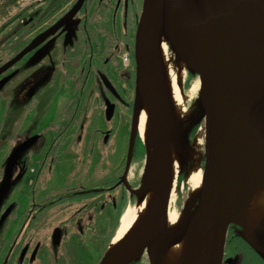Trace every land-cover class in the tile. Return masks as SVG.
Listing matches in <instances>:
<instances>
[{
	"label": "water",
	"instance_id": "95a60500",
	"mask_svg": "<svg viewBox=\"0 0 264 264\" xmlns=\"http://www.w3.org/2000/svg\"><path fill=\"white\" fill-rule=\"evenodd\" d=\"M226 1L228 0H142L133 47L135 79L131 135L126 165L118 185L123 183L129 189L125 178L131 164L137 136L136 126L141 112L138 100L140 82L143 74H147L153 86V99L148 108L150 146L147 147L139 136L145 150V179L140 189L129 191L136 196L137 203V197L152 188L156 204L151 227L142 245L131 253H119L105 260L110 241L98 264H132L145 251L149 252L153 245L155 250L150 263L162 264L167 248L184 237L181 231L175 236L168 235L167 211L171 179L165 167L168 162L159 161L165 139L168 108L159 70L152 62L142 59L143 38L151 26L153 29L150 39L158 32L172 51L173 47H177L188 58L193 67L187 68L188 72L197 75L203 101L198 116L202 118L199 124L203 128L204 161L199 195L186 222V226L191 229L188 264H222L227 232L240 207L245 186L242 116L254 123L264 143V10L257 27L224 52L215 50L210 44H192L181 34L180 25L189 15L200 10H209L213 5ZM259 1L264 5V0ZM84 2L85 0H77L60 21L34 38L10 63L2 65L0 76L8 66L34 50L42 35L55 32L65 22H70ZM9 78L10 76L0 79V90ZM113 113L114 105L107 102L104 111L106 121L112 119ZM193 127L191 123L186 129V139H189ZM36 138L26 140L12 150L4 167L5 179L10 177L13 165ZM1 196L0 194V198ZM263 226L264 221L252 232L249 240L243 237L241 230L237 234L264 261ZM184 229L185 227L183 231ZM51 241L54 246L60 244L58 229L53 232Z\"/></svg>",
	"mask_w": 264,
	"mask_h": 264
},
{
	"label": "rangeland",
	"instance_id": "374dc122",
	"mask_svg": "<svg viewBox=\"0 0 264 264\" xmlns=\"http://www.w3.org/2000/svg\"><path fill=\"white\" fill-rule=\"evenodd\" d=\"M72 2L73 0H19L16 7L12 8L7 16L0 17V28L11 23L10 27L8 26L5 29V34L9 33L10 28L12 29L15 23L20 24L21 20V18L16 21H12V19L21 14H23L22 17H40L41 15L43 17H59L67 11ZM110 11L109 9L106 17L111 16ZM39 29L37 24H33L29 27L28 32L23 33L22 39L30 37ZM2 38L3 36H0V64H3L8 54H10V46L5 45ZM15 38L17 37H13L12 41ZM119 42V49H122L121 39ZM13 44L16 43L13 42ZM124 53L126 52L120 53V57ZM166 58L168 62L167 72L172 74L179 71L180 60L168 45ZM120 62L122 63V57ZM122 68L115 71L113 69L112 76L125 77L129 81L134 78L132 66L130 67L131 70H128L129 66L125 65ZM182 69L183 76L180 83L184 98V112L181 115L180 122L183 134L178 139V145L181 162L180 171H183V174L181 173L182 179L177 182V195H173L170 207V213L174 212L175 207L181 214L190 213L196 205L195 200L186 207L185 199L189 195L192 186L189 180L190 176L195 175L201 181L204 159V140L201 124L192 139L189 136V139L185 138V131L189 125L193 123L195 126L202 121V118L198 116L199 108L197 104L200 84L197 75L189 73L183 65ZM92 87L93 84L90 87L85 86L83 96L79 101L78 112L74 113L75 110L77 111L74 102L79 97L80 87L78 85L74 86L68 81L65 83L60 82L59 78H54L50 83L44 84L41 86L40 94L30 106L28 113L23 115L22 119L17 122V126L12 130L13 139L9 136L4 138L9 131H6L4 127L6 105L4 101H0L1 181L4 161L11 147L36 130H39L43 137V148L37 149V147H34L35 149L27 154L28 161H26V157H23L25 155L23 153V158L21 157L22 159H19V161L23 166L27 162L26 173L23 179H13L12 182L8 183L6 189H10V191L8 190L7 197L6 194L3 195V201L5 199V204L9 205L13 211L11 229L26 211L31 202L30 197L32 194L37 202L47 198L50 194H61L65 190L87 189L92 190L94 193L100 187H104L106 180L112 182V185L117 177L122 174L129 149L130 119L124 116L120 120H113L108 123L104 117V106L99 102L97 96L91 93ZM1 94L2 92H0V96ZM131 99L133 100V98ZM106 131H111L110 139L103 141L104 132L106 133ZM56 137L58 147L54 154L52 169L49 172L47 168L50 167V164H46L40 172V170L38 171L37 159L46 151L45 144L47 141L50 142V146ZM138 149L137 147L131 158L133 164L129 167L126 178L127 183L132 188L134 187V190L140 189L142 181L145 179L144 155L141 156L142 151ZM31 170H35L36 173H32ZM29 181L33 183L30 184ZM119 191L120 189H117L111 195L108 193L92 194L91 198L86 200L88 206L83 213L82 223H87L86 225L89 226H83L82 235H79L74 228H69L71 230L70 234L61 242L59 247L60 256L67 264H98L104 247L110 243L119 228V220H121L122 215L128 207H133L136 203L135 195L130 198L127 195L124 203L119 205ZM77 203L67 204L71 206V209L67 211L60 210L62 206H58L59 208L52 210L55 216L44 223L45 227H41L39 230L33 228L31 235L29 234L30 239L33 240V244H36V242L40 244L36 264H57L50 249L52 228L68 223V221L73 223V220H77L79 218L77 215L73 217L74 211L79 207ZM137 261L138 264H151L149 252L145 251Z\"/></svg>",
	"mask_w": 264,
	"mask_h": 264
},
{
	"label": "flooded vegetation",
	"instance_id": "af4514ba",
	"mask_svg": "<svg viewBox=\"0 0 264 264\" xmlns=\"http://www.w3.org/2000/svg\"><path fill=\"white\" fill-rule=\"evenodd\" d=\"M76 1L73 0L67 11L59 17H43V15L40 17H21L20 24L23 25V32H28L29 27L33 24H37L38 29H40L30 37L18 40L16 44L12 43V37L8 38L7 46H10V54H8L4 63L0 64V67L10 63L34 38L60 21ZM141 8L142 0H85L79 12L70 22H65L55 32L42 35L38 40V46L34 50L26 54L18 62L8 66L0 76V79L10 76L0 90L2 92L0 101H4L6 105L4 127L6 131H9L4 138L8 136L12 137V139L14 138V134L11 133L12 130L17 126V122L22 119L23 115L28 113L33 102L37 100L41 86L50 83L54 78H59L60 82L63 81L65 83L68 81V83L80 87L78 100L74 102V107H77V111L75 110L74 113L78 112L79 101L83 96L85 86L88 85L90 87L93 84L91 93L97 96L99 102L104 106V111L107 102L114 105L113 117L108 123L113 120H120L124 116L129 117L131 123L135 72H133V81L132 79L129 81L125 77H113L112 73L113 69L115 71L125 65L120 62V53H123V51L128 54V62L125 66H129L128 70H131V66L133 70L135 68L133 60L134 35ZM109 9L111 10V16L106 17ZM69 23H72V25L69 26ZM117 39L118 42L121 39L122 49H119ZM35 54L36 56L34 57ZM56 73L58 74L55 76ZM132 83L133 85H131ZM92 95L89 96L91 97ZM110 133L111 131L104 132L103 141L110 139ZM33 137H37L36 141L30 145L23 156L28 161V153L30 154L36 147L37 149L43 148V137L39 130L25 136L19 143L14 144L8 156L16 146ZM57 141L56 137L50 146L48 141L45 144L46 151L37 159L39 163H37L39 165L38 171L40 170L41 172L46 164H50L47 170L51 171L54 154L58 147ZM134 149L132 156L136 150ZM22 155L13 165L8 179H5L3 168L2 181L0 180V194L2 195L0 198V264H36L40 244L37 242L33 244L29 234L31 235L33 228L39 230L41 227H45L44 223L53 219L55 216L53 209L56 210L59 208L58 206H62L60 210L67 211L71 209L70 204L78 202L77 204L79 205L73 215V217H76V215L79 217L77 220H73V223L68 221V223H62L63 225L52 228V234L56 229L59 230L61 244L70 234L71 228H74L79 235H82L83 226H89L86 225L87 223L83 224L82 219L83 213L88 206L86 200L90 199L92 194L98 193L101 195L108 193L111 195L115 190L120 189L119 205L124 203L127 195H129V198L133 196L129 189L134 190V187L132 188L127 183V175L125 181L129 189L123 183L118 185L123 176L124 167L122 174L115 181L113 180L112 185V182L106 180L104 187H100L94 193L92 190L87 189L65 190L61 194H50L48 197L51 198L45 195L47 198L37 202L32 194L29 206L13 229H11L13 211L9 205L5 204V199L3 201V195L5 196L6 194L7 197L8 190L10 191V189H6L8 183L12 182L13 179H23L26 173L27 162L23 166L19 161V159L23 158ZM8 156L4 161L5 164ZM5 164L3 165L4 167ZM31 172L36 173L35 170H31ZM29 183L32 184L33 182L29 181ZM240 230V227L234 224L229 226L222 264H264V261L246 243H241L243 241L236 237L237 232ZM60 244L54 246L51 241L50 249L55 256L57 264H67L60 256ZM132 264H138V261Z\"/></svg>",
	"mask_w": 264,
	"mask_h": 264
},
{
	"label": "bare ground",
	"instance_id": "6f19581e",
	"mask_svg": "<svg viewBox=\"0 0 264 264\" xmlns=\"http://www.w3.org/2000/svg\"><path fill=\"white\" fill-rule=\"evenodd\" d=\"M264 5L259 0H228L217 3L209 10L197 11L180 25V32L194 45L210 44L219 52L226 51L235 41L250 34L258 25ZM153 27H149L142 42V59L152 62L161 76L166 102L165 139L159 153V161L168 162L166 169L171 179V190L167 211L168 235L175 236L180 231L184 237L170 245L163 257L162 264H188L191 229L186 226L189 213H179L178 209L170 213L171 200L177 192V182L181 175L178 139L182 137L181 115L184 112V98L181 90L183 76L182 65L193 69L188 58L177 48L174 54L180 60L179 71L167 72V44L165 38L157 32L149 37ZM158 42V43H157ZM153 99V86L147 74L140 82L138 100L141 112L136 131L142 142L150 146V121L148 108ZM199 114L203 105L202 96L198 98ZM242 141L244 147L245 186L242 201L233 224L240 227L243 237L251 238L252 232L264 221V143L254 123L242 116ZM203 131V128H202ZM169 167V168H168ZM192 186L186 196V207L198 197L201 181L195 175L189 178ZM177 195V194H176ZM176 197V196H175ZM156 204L155 192L150 188L137 197V203L128 207L121 217L120 225L108 247L105 260L112 256L131 253L142 245L152 221ZM183 227H185L183 231ZM155 246L149 248L150 259Z\"/></svg>",
	"mask_w": 264,
	"mask_h": 264
},
{
	"label": "trees",
	"instance_id": "16d2710c",
	"mask_svg": "<svg viewBox=\"0 0 264 264\" xmlns=\"http://www.w3.org/2000/svg\"><path fill=\"white\" fill-rule=\"evenodd\" d=\"M18 1H19V0H0V17H5V16H7L8 13L10 12V10H11L12 8L16 7V4H17ZM22 15H23V14H21V15H17L16 17H14V19H12V21L20 20V18L22 17ZM9 24H11V23L5 24V25H3V26L0 28V36H3L2 41L4 42L5 45L8 44V40H9L8 38H9V37H12V38H13V37H17V38H15V39L12 41V43H13V42L16 43L18 40L22 39V35H23V33H24V32H23V25H22V24H19V23H15V24L13 25L11 31H9V33L5 34V29L9 26ZM199 125H200V124L195 125V126L191 129V131H190V133H189V138H190V139H192V137H193V135L195 134V132L198 131V129H199L198 126H199ZM137 147L139 148V149H138L139 151H140V150L142 151V155H141V156H143L145 150H144V146H143V144H142V142H141V140H140V138H139L138 135L136 136V138H135V143H134V148L136 149ZM135 149H134V150H135ZM181 176H182V175H180L179 180L182 179ZM236 237L243 241V242H241V243H243V244L246 243V242L241 238V236H240L239 234H237ZM246 244H247V243H246ZM106 246H107V245H106ZM105 249H106V247H104V249H103V251H102V255L104 254Z\"/></svg>",
	"mask_w": 264,
	"mask_h": 264
},
{
	"label": "built area",
	"instance_id": "2783aa9c",
	"mask_svg": "<svg viewBox=\"0 0 264 264\" xmlns=\"http://www.w3.org/2000/svg\"><path fill=\"white\" fill-rule=\"evenodd\" d=\"M122 61H123V63H124L125 65L127 64V62H128V56H127L126 53L122 55Z\"/></svg>",
	"mask_w": 264,
	"mask_h": 264
}]
</instances>
